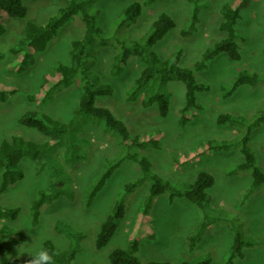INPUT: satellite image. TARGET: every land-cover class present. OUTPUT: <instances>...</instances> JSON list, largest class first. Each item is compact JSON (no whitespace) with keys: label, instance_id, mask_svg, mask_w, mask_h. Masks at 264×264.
<instances>
[{"label":"rangeland","instance_id":"1","mask_svg":"<svg viewBox=\"0 0 264 264\" xmlns=\"http://www.w3.org/2000/svg\"><path fill=\"white\" fill-rule=\"evenodd\" d=\"M66 1L23 0L28 8L26 17L10 19L5 23V31L0 34V81L14 84L18 90L6 100H0V143L13 135L41 143L49 136L23 126L17 118L28 110L37 109L55 119L66 121L77 105L80 93L78 85L60 90L40 107L31 103L27 94L38 90L43 75L52 72L58 62L68 61L70 41L84 31V24L79 17L63 25L46 49L35 54L24 72L16 74L7 69V63L12 59L9 48L20 42L26 22L44 23ZM130 1L98 2L102 26L113 24L121 9ZM222 1L228 0H205L207 8L202 10L197 29L186 36L180 33L190 20V4L186 0H157L145 8L139 21L125 33L139 36L152 18L161 11H167L175 18L177 25L157 44L156 50L162 56L181 48L183 53L179 64L192 68L204 49L224 35L217 28V8ZM262 1L250 0L236 25L241 59L234 61L225 54H219L208 62L207 68L194 70L197 81L208 85V88L197 92V101L202 108L185 124L179 121V107L185 97L183 82L172 80L166 83L163 90L169 93L170 108L166 116H161L155 104L142 107L139 102L125 99L124 90L142 67L140 57L130 55L125 70L119 76H110L108 67L114 50L109 46H102L98 50L96 71L103 81L112 85L113 92L99 96L97 105L109 107L116 117L126 123L131 134L148 133L157 140L145 145V149L137 150L151 160L152 172L176 188H183L193 181L201 170L210 172L215 178L214 185L208 190L209 201L204 208L185 197L170 200L169 192L153 198L149 224L155 230L156 237L140 242L136 255L142 261L181 262L210 256L209 264H226L233 239V232L229 228L232 224L230 218L239 215L245 223V232L250 233L256 243L245 248L244 257L235 259L231 264H264V184L251 188L250 170L235 168L236 163L243 161L235 140L247 133L248 124L264 108V83L259 81L256 86L243 84L229 96L224 95V87L229 86L239 71L264 73ZM219 114H231L240 119L219 124L216 121ZM112 135L97 123H87L76 134L78 139H82L77 157L71 158L67 145L58 143L51 149L49 159L22 158V178L0 194V206L19 209L15 219H3L9 231L0 240L2 264L16 258L31 257L24 251H31L35 243H30L32 240L38 241L41 235L46 236L45 240H52L58 251L77 241L80 249L74 264H111L109 253L116 248L126 247L129 232L142 207L151 179L145 178L130 194L123 187L127 182L144 176L141 166L132 159H124L90 203H87L86 197L89 186L102 173L105 164L123 153ZM227 137L233 142L227 150H211L191 162H181L183 153L193 151L201 142L209 138ZM249 137L256 163L264 171V124L251 126ZM53 174L67 175V181L61 179L65 182L61 187L63 192L54 186ZM43 191L47 199L40 206L39 216L34 219L32 204ZM121 198L125 199V216L119 220L110 241L101 249H96L95 237L100 225ZM204 213L215 215L216 218H211V224L201 241L190 250L187 247V235L194 233L196 226L204 219ZM65 225L69 226L66 228ZM71 232L78 233L75 235L77 239L68 236Z\"/></svg>","mask_w":264,"mask_h":264},{"label":"trees","instance_id":"2","mask_svg":"<svg viewBox=\"0 0 264 264\" xmlns=\"http://www.w3.org/2000/svg\"><path fill=\"white\" fill-rule=\"evenodd\" d=\"M101 0H67L59 6L44 23L27 21L24 25L23 36L17 45L9 48L12 59L7 63V69L20 74L34 60L38 52L46 49L49 42L58 33L59 29L74 17H79L84 24V31L79 37L73 38L69 43L68 61H60L50 73H45L38 90L27 94V99L37 107L43 106L53 98L60 90L78 85L80 93L77 105L72 110L68 120H60L51 117L45 112L37 109L28 110L21 114L17 121L25 127L32 128L42 135L49 136L41 143L26 139L20 135H13L0 143V194L22 178L23 172L20 161L24 156L38 159L50 158V151L58 143L67 145L72 157H77L82 139L76 134L87 123H97L104 130L111 133L117 141L123 153L117 155L113 160L107 162L104 170L91 183L87 190V203L100 190L112 171L118 168L124 159L129 158L138 163L144 176L127 182L123 190L132 193L138 185L150 178L148 191L143 198L142 207L137 212L134 224L128 235L126 247L116 248L108 255L111 264H209L210 256L194 260H183L181 262L169 260L142 261L136 255L140 242L144 239H155L156 232L149 224L151 219L150 209L153 198L165 192H169V199L185 197L188 201L198 207L204 208L209 201L208 190L214 185V176L206 171H199L193 181L187 183L183 188H176L169 181L163 179L156 172H152V162L137 150H142L145 145L157 141L148 133L131 134L126 123L116 117L112 110L103 105H97V98L110 95L113 87L109 82L103 81L96 71L98 50L102 46H109L114 53L109 62L108 72L110 76H119L126 68L129 56L134 54L140 57L142 67L132 80L130 86L124 90L125 99L131 102H139L142 107L156 105L161 116H166L170 108L169 93L163 90L167 82L179 80L185 85V97L183 104L179 107V121L185 124L192 120L202 108L197 101V92L205 90L208 85L197 81L194 70L207 68L209 61L219 54H225L231 60L241 59L239 50L238 31L236 25L242 17V10L248 6L250 0H228L222 1L217 8V28L224 33L207 46L201 55L194 61L192 68L181 66V48L172 51L169 55H160L156 50L157 44L171 31L177 23L175 18L167 11H161L155 18L151 19L146 28L139 36H129L125 33L135 25L143 15L145 8L153 5L157 0H132L122 9L116 21L103 27L100 20V7L97 5ZM190 4V20L186 27L181 29V34L186 36L192 34L201 20L203 8H207L205 0H186ZM209 2V1H207ZM264 5V0L262 1ZM28 8L23 0H0V34L5 31V23L10 19L25 18ZM1 58V54H0ZM259 81L264 83V73H253L242 70L235 74L229 86L225 88V96L232 94L240 85L249 84L256 86ZM18 87L0 81V100L4 101L17 92ZM231 114H219L216 121L225 124L237 120ZM244 118H242L243 120ZM264 124V108L259 110L253 120L248 124L247 133L241 134L236 140V146L243 155V161L235 165L236 169L250 170L251 188L264 184V171L256 163V155L249 144L251 126ZM233 142L229 137L224 139L209 138L200 143L193 151L183 153L181 162H191L201 154L211 150H227ZM145 149V148H144ZM56 171L58 168L54 167ZM58 173V172H57ZM52 175V174H51ZM52 182L55 187L61 189L67 181V175L53 174ZM62 190V189H61ZM63 192V190H62ZM73 197V194L70 198ZM126 198V197H125ZM47 199L46 192L33 201L32 214L37 219L41 204ZM18 208H7L0 206V240L5 232L9 231L3 219H15ZM126 213L125 199L116 201L111 213L101 223L100 229L95 237L96 249L104 247L115 233L119 220ZM204 219L196 226L194 233L187 235V247L193 250L201 241L206 229L211 224L209 213H204ZM206 218V219H205ZM229 228L233 232L232 243L225 260L231 264L237 258L244 257V249L256 243L255 238L244 229L243 218L232 216ZM65 225L64 227H68ZM78 233H69V237H75ZM82 235H80L81 237ZM77 239V237H75ZM79 238V237H78ZM53 254L52 264H74L73 261L80 245L75 241L70 243L64 250L58 251L54 242L50 239L44 241ZM29 258H16L3 264H26Z\"/></svg>","mask_w":264,"mask_h":264},{"label":"clouds","instance_id":"3","mask_svg":"<svg viewBox=\"0 0 264 264\" xmlns=\"http://www.w3.org/2000/svg\"><path fill=\"white\" fill-rule=\"evenodd\" d=\"M45 239L46 236L41 235L38 241L33 242L32 240L30 244L35 243V246L32 248L31 251H24L31 256V259L26 261V264H52L53 254L46 246H44ZM24 252H19V253H24ZM0 264H2V262H0Z\"/></svg>","mask_w":264,"mask_h":264}]
</instances>
